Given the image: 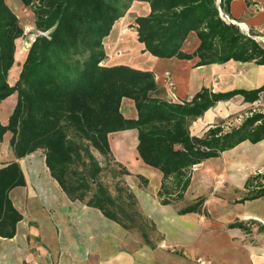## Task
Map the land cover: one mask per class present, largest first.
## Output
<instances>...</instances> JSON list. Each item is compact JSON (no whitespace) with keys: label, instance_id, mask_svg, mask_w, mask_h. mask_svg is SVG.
Returning a JSON list of instances; mask_svg holds the SVG:
<instances>
[{"label":"trees","instance_id":"1","mask_svg":"<svg viewBox=\"0 0 264 264\" xmlns=\"http://www.w3.org/2000/svg\"><path fill=\"white\" fill-rule=\"evenodd\" d=\"M18 1L32 10L36 29L47 33L35 36L11 84L8 75L23 28L16 12L6 0H0V102L15 94L7 122L0 121V140L8 132L9 146L16 158L43 150L51 177L70 200L100 210L124 229L142 227L144 218L134 194L126 191V200H122L100 180L102 167L93 150L109 155L108 137L116 131L136 130L138 158L162 173L159 196L168 179L176 178L175 187L185 188L194 165L218 157L243 141L254 144L264 139L262 111L251 112L229 130L214 126L201 136L189 130L190 121L218 101L234 96L245 102L259 99L264 83L254 89L216 92L202 87L189 100L178 103L152 95L158 92L159 85L151 70L101 63L106 58L104 39L133 0ZM137 1L149 6L146 15L134 18L137 41L144 52L157 58L196 57V65L229 60L264 65V45L219 15L218 7L228 13L231 0ZM191 33L198 43L186 52L183 45ZM123 98L133 101L136 118L123 115ZM24 183L17 161L0 167L1 237L15 234L21 214L8 193ZM244 188L248 194L238 202L264 196V174L249 175ZM172 189H166L168 195H172ZM161 203H169V198L163 197ZM200 211L191 205L179 213ZM246 223L258 224L256 220L235 219L227 226L247 229Z\"/></svg>","mask_w":264,"mask_h":264},{"label":"rangeland","instance_id":"2","mask_svg":"<svg viewBox=\"0 0 264 264\" xmlns=\"http://www.w3.org/2000/svg\"><path fill=\"white\" fill-rule=\"evenodd\" d=\"M6 2L16 12L23 28V35L16 40L15 56L19 67L18 63L35 36L47 32L36 29L34 15L29 7H22L18 0H6ZM144 5L145 2L131 1L123 15L115 22L116 24L118 22L122 28L116 32V27H112L108 38L104 39L106 57L118 55L124 58L117 61L119 64L145 69L141 60L149 57V53L143 51L142 44H138L134 22L136 16L146 15L142 10ZM131 40L134 43L133 48L129 47ZM259 43L264 45L260 41ZM162 63V61L157 62L160 66H163ZM17 66L12 69L15 70ZM12 69L10 73L14 71ZM8 81L14 83L11 75H8ZM152 95L155 96V93ZM218 102L204 115L203 118L208 121L207 123L205 120L200 124L195 120L190 121L189 130L192 134L201 136L214 126L229 130L239 125L251 112H264V93H261L259 100L248 104L239 96ZM8 136L5 135L6 138ZM110 140L114 142L113 137ZM241 149L245 150L240 151ZM131 150L130 147L129 151ZM134 150L136 152V149ZM93 154L102 167L100 180L113 196L119 194L122 200H126V191L134 194L136 206L144 218L142 227L124 229L104 217V230L100 229L99 234L101 237L104 233L112 255L102 263L97 252L86 248L79 249V245L84 241L96 239L97 231L92 226L91 229L79 228L78 216L71 212L64 214V220L67 222L65 228L59 226L58 221H53L55 238L52 239L45 232L40 234L33 230L37 224L32 219L33 214L29 213L24 220L26 230L17 239L0 240V264H80L83 259L84 264H120L119 261L124 258L133 260L137 264H225L217 258L219 250L215 248L216 243L227 231V222L235 219L232 213L236 212V208L241 203L237 200L248 194V189L244 188L245 179L255 173L264 174L263 169L257 171V145L245 141L237 149L226 150L218 157L194 165L189 171L188 184L185 188L175 187L176 178L168 179L162 196H159L161 177L157 175L158 171L143 162L140 163L136 153L134 160L129 152L123 155L116 146L107 156L101 155L96 150H93ZM171 188L173 193L168 195L166 189L171 191ZM163 197L169 198V203H161ZM75 202L86 205L80 201ZM32 205L27 204V207ZM191 205H195L199 212L202 210V214L179 213L180 209ZM52 210L49 208L50 212ZM225 214H229L230 217L222 218ZM114 227L120 229L119 234L115 235ZM252 227L249 223L247 229ZM251 231L256 232L255 229H250L248 233ZM244 234L239 239L238 236H234L233 239L242 243H251L256 238L254 234Z\"/></svg>","mask_w":264,"mask_h":264},{"label":"crops","instance_id":"3","mask_svg":"<svg viewBox=\"0 0 264 264\" xmlns=\"http://www.w3.org/2000/svg\"><path fill=\"white\" fill-rule=\"evenodd\" d=\"M142 10L145 14L149 12L147 3H145ZM226 14L242 33L252 36L256 41H260L264 44V0H231L228 5V13ZM114 25L113 27H116V32L122 28L118 22ZM129 37L131 38V36ZM120 38L119 36L118 39L120 40ZM197 43L198 41L194 33H191L184 42L183 50L191 52L196 47ZM138 44L141 43L138 42ZM133 46L134 43L133 40H131L129 47L133 48ZM15 58L16 60L13 67L17 66V57L15 56ZM23 58L24 57H22V59ZM148 58L153 60L150 61ZM121 59L124 58L118 55H110L102 62L105 65L119 64L117 61ZM143 59L145 60H141V63L145 65V69H149L153 72L154 78L159 85L158 92L155 93V96L172 102L182 103L187 101L202 87H207L216 92L237 88L254 89L264 83V65L256 64L254 61L240 62L229 60L221 64L211 63L196 65V57L192 59H179L176 57L157 58L150 54L149 57ZM160 61L163 62V66L157 64V62ZM13 70L14 68L12 71ZM19 71L20 68L18 67L12 73H9V75L13 77V81L17 79ZM14 101L15 94L13 93L0 102V121L3 124L7 122V118L14 107ZM122 102L123 107L121 109L123 115L128 118H136L137 112L132 103L133 101L129 98H124ZM246 103L248 104V102ZM211 109L212 107L207 109L205 113L201 117L195 119V121L200 124L201 121L205 120V118H203L204 115ZM205 121L206 123L208 122L207 120ZM5 135H8V132L5 133L0 140V167L5 166L11 161H17L23 173L25 183L24 185L13 187L8 193L13 206L21 214V219L16 223L13 237L5 238L0 236V240L17 239V237L26 230L24 220L29 213L33 214L32 219L35 221V224H37V226L33 227V230L35 232L38 231L40 234L45 232L53 239L55 238L53 221H58L59 226L65 228V223L67 222L64 220V214L71 212L80 218L79 228L91 229L92 226V228L97 231V238H93V241H84V243L79 245V249L86 248L87 250L95 251L97 252V256L101 257V262H105L108 256L112 255V250L110 247L108 248L109 244L106 242L104 233L101 234V237L99 234L100 229L101 231L104 230L105 216L100 210L88 205H82L67 197L57 181L51 177L49 169L45 164L44 152H40L43 150L38 149L24 157L16 158L9 146L8 137L6 138ZM110 135L108 140L111 151L117 146V150H119L121 154L126 155L127 152H129L134 160L136 159L135 153L137 155V152H135L134 149H136L135 147L137 144V132L135 129L120 130ZM111 137H113L115 143L110 140ZM244 142L245 141L239 143L231 150L237 149V147ZM255 144L257 145L258 157L257 171H260V169L264 170V139ZM130 147L132 149L131 152L129 151ZM244 150L245 149H241L240 151ZM138 161H140V163L142 162L140 159ZM156 171H158L157 175L161 177V185L162 173L157 169ZM27 204L33 205L27 207ZM49 208L51 210L54 209L50 212ZM232 214L235 219L244 221L256 220L258 224L251 223L253 227L249 229L227 226L228 232L226 231L221 239L218 240V243H216L215 248L219 250L217 258L224 261L225 264H264V196L239 203L236 212ZM224 216L227 218L230 217L229 214H225L222 215V218ZM228 223L229 222H227V224ZM246 225L248 226L249 223H246ZM258 225H263V227L258 228ZM250 229H255L256 232L252 233L251 231V233H248ZM113 232L117 235L120 233V229L114 227ZM243 233H245L244 235L254 234L256 238L251 243H242L233 239L234 236H238L239 239L243 236ZM223 245H225V247H223ZM223 252H225L224 255ZM84 262L85 260L83 259L80 264H84ZM119 262L120 264H137L134 263L133 260H126L125 258Z\"/></svg>","mask_w":264,"mask_h":264},{"label":"built area","instance_id":"4","mask_svg":"<svg viewBox=\"0 0 264 264\" xmlns=\"http://www.w3.org/2000/svg\"><path fill=\"white\" fill-rule=\"evenodd\" d=\"M218 12H219V15L222 17V19L232 23V20L219 7H218Z\"/></svg>","mask_w":264,"mask_h":264},{"label":"bare ground","instance_id":"5","mask_svg":"<svg viewBox=\"0 0 264 264\" xmlns=\"http://www.w3.org/2000/svg\"><path fill=\"white\" fill-rule=\"evenodd\" d=\"M21 53V52H20Z\"/></svg>","mask_w":264,"mask_h":264}]
</instances>
